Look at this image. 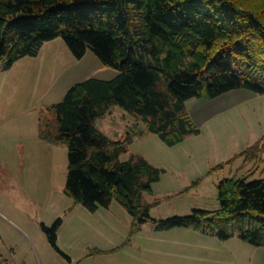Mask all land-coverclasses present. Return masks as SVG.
<instances>
[{
    "label": "trees",
    "instance_id": "obj_1",
    "mask_svg": "<svg viewBox=\"0 0 264 264\" xmlns=\"http://www.w3.org/2000/svg\"><path fill=\"white\" fill-rule=\"evenodd\" d=\"M59 37L78 59L91 49L119 72L78 83L41 114L39 138L68 148L65 193L93 213L117 200L133 218V235L152 222L157 231L188 228L221 241L237 235L264 247V179L221 181L217 211L154 219L145 194L164 170L142 156L121 160L131 138L114 141L98 127L118 107L173 147L198 132L187 101L237 89L264 95V0H0L3 70ZM258 150L240 156L252 161ZM62 225V218L42 224L58 251Z\"/></svg>",
    "mask_w": 264,
    "mask_h": 264
},
{
    "label": "rangeland",
    "instance_id": "obj_2",
    "mask_svg": "<svg viewBox=\"0 0 264 264\" xmlns=\"http://www.w3.org/2000/svg\"><path fill=\"white\" fill-rule=\"evenodd\" d=\"M118 74L91 49L78 59L62 37L10 70L0 67V264H264V247L237 235L221 241L188 228L157 231L152 222L133 235V218L117 200L93 213L65 193L68 148L39 138L41 114L78 83ZM186 113L198 132L173 147L118 107L98 121L112 140L131 138L121 160L142 156L164 170L145 194L154 219L217 211L221 181L264 179V95L237 89L194 98ZM256 144L258 157L246 162L240 155ZM60 218L61 252L42 228Z\"/></svg>",
    "mask_w": 264,
    "mask_h": 264
},
{
    "label": "crops",
    "instance_id": "obj_3",
    "mask_svg": "<svg viewBox=\"0 0 264 264\" xmlns=\"http://www.w3.org/2000/svg\"><path fill=\"white\" fill-rule=\"evenodd\" d=\"M99 211V210H98ZM205 235V234H204ZM207 236H210V237H213V238H217L216 236H211V235H207ZM219 240V239H218ZM223 244V243H222ZM10 264V263H8Z\"/></svg>",
    "mask_w": 264,
    "mask_h": 264
}]
</instances>
